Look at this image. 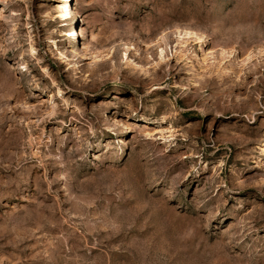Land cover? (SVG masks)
I'll return each instance as SVG.
<instances>
[{"label":"rangeland","instance_id":"rangeland-1","mask_svg":"<svg viewBox=\"0 0 264 264\" xmlns=\"http://www.w3.org/2000/svg\"><path fill=\"white\" fill-rule=\"evenodd\" d=\"M0 264H264V0H0Z\"/></svg>","mask_w":264,"mask_h":264},{"label":"bare ground","instance_id":"bare-ground-1","mask_svg":"<svg viewBox=\"0 0 264 264\" xmlns=\"http://www.w3.org/2000/svg\"><path fill=\"white\" fill-rule=\"evenodd\" d=\"M72 34H73V35H77V31H76V30H73V31H72Z\"/></svg>","mask_w":264,"mask_h":264}]
</instances>
